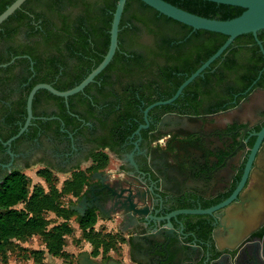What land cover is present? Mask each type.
Here are the masks:
<instances>
[{
	"label": "flooded vegetation",
	"instance_id": "1",
	"mask_svg": "<svg viewBox=\"0 0 264 264\" xmlns=\"http://www.w3.org/2000/svg\"><path fill=\"white\" fill-rule=\"evenodd\" d=\"M6 4L7 0H0V13ZM30 5L37 6V2L32 1ZM16 10L7 17L12 15L11 21L37 18L31 11L28 15L23 13L25 8ZM142 29L141 44L132 48L137 59L122 63L130 69H103L99 77L96 75L82 91L67 99L46 91L36 92L33 116L27 128L8 142L28 117L25 92L37 70L35 61H27L30 56L22 51L37 38L21 29L12 32L0 27V183L14 169L24 172L39 165L52 172L66 173L98 165L89 173L77 203L87 195L86 211L94 210L102 223L111 222L108 231L118 236L116 254L88 252L87 256L102 264L111 257L123 264H160L155 256H171L174 264H192L187 263L188 256H213L208 264H264V224L227 248L219 234L224 228L218 217L209 224L203 223L205 216L196 215L197 222L186 227L184 235L178 233L169 242L163 234L174 235L175 231L162 219L177 208L196 207L199 202L202 207L215 205L240 184L264 127V79L261 84H256L254 79L244 87L242 70L225 72V78L219 82L214 78L194 79L174 101L153 105L146 112L150 104L168 99L176 92L177 89L166 97L185 72L172 74L170 66L176 61L167 60V55L151 53L153 38L146 28ZM165 49L160 46L155 50L164 53ZM167 51L177 53V48L168 47ZM73 64L69 62L68 67ZM46 68L45 64L42 72ZM215 68L211 71L215 72ZM237 86L241 89L235 90ZM257 92L260 97L255 98ZM184 141L196 142L205 148L201 153L204 155L194 156L197 160L189 168V176L204 173L207 178H192L193 189L181 179L184 167H172L165 152L171 145ZM263 143L264 134L259 139L254 160ZM103 153L118 160L114 166L108 165L110 158L103 164L104 160L96 157ZM177 159L184 166L187 161H194L184 154ZM210 160L211 165L207 163ZM96 172L98 176L92 178ZM214 176L218 180L208 191L206 187ZM251 182L250 171L239 194ZM134 193L145 201L139 211L146 220L138 215L124 220L113 214V209L129 205ZM151 237L160 240V249H154L157 242L151 244ZM81 254L69 264H79ZM98 256L105 258L99 260Z\"/></svg>",
	"mask_w": 264,
	"mask_h": 264
},
{
	"label": "trees",
	"instance_id": "2",
	"mask_svg": "<svg viewBox=\"0 0 264 264\" xmlns=\"http://www.w3.org/2000/svg\"><path fill=\"white\" fill-rule=\"evenodd\" d=\"M13 1L7 0V4L3 5L1 10ZM32 1L37 2V6H32L40 8L39 10H35L30 5ZM117 1L25 0L16 11L25 8L26 11L23 10V13L28 15L31 11L36 15V19L29 17L11 21V15L0 24L1 29L12 32L21 29L26 31L28 36L37 38L34 42L26 44L22 51L30 56L26 58L27 61L30 59L35 61L37 70L34 80L27 86L25 101L34 84L49 82L58 89H68L78 84L99 64L109 48L110 28ZM168 1L194 13L220 19L237 16L244 9L241 6L210 0ZM143 27L153 38L150 52L167 55V60L176 61V64L170 66L172 74L173 71L175 73L185 72L166 97L171 96L179 84L213 54L227 38V35L220 32L206 29L194 30L192 26L160 13L142 0H126L120 21L119 45L104 70L110 67L119 71L130 69L122 63H131L137 59L134 56L136 52L132 48L141 44L140 37ZM257 35L264 45V29L259 30ZM160 46L166 47L164 53L155 50ZM168 47H176L177 53L168 52ZM69 62H74V64L68 67ZM45 64L48 68L42 72L41 69ZM263 66V53L253 33L248 32L237 36L195 80L214 78L219 82L225 78V72L242 70L241 77L245 80L244 87H246L257 78ZM214 68L216 71L212 72ZM38 70L41 72L39 73ZM263 79L264 70L256 84H261ZM238 89L241 88L235 87V90ZM42 91L51 93L46 89H40L37 93ZM96 157H101L104 160L103 164H106L109 159L107 153L98 154ZM38 173L46 180L52 176V171L48 168H41ZM88 179L89 177L83 172L76 173L66 187L79 194V190L82 191ZM57 195L56 190L49 194L39 184H34L31 189L29 177L20 169L9 172L0 183V252L7 247L12 238L42 230L45 219L41 210L44 206H51L53 203L56 207ZM20 202L25 204L24 208L16 207ZM97 221L98 215L94 210H87L83 215L79 214L78 222L84 229L93 228ZM58 235L55 234L57 247L60 238ZM100 238L105 239L102 236Z\"/></svg>",
	"mask_w": 264,
	"mask_h": 264
},
{
	"label": "water",
	"instance_id": "3",
	"mask_svg": "<svg viewBox=\"0 0 264 264\" xmlns=\"http://www.w3.org/2000/svg\"><path fill=\"white\" fill-rule=\"evenodd\" d=\"M25 0H14L11 4L7 5L6 8L0 13V23L6 19L10 14H12L17 8L21 6V4ZM146 4L158 10L160 13H163L175 20L183 22L187 25L192 26L194 30L196 29H206L210 31L220 32L227 35L226 40L219 46V48L211 54L195 71H193L177 88L176 92L168 99L158 100L152 104H150L146 108L147 110L153 105H159L164 103H170L174 101L179 94L183 91L184 87L188 85L191 81L195 79L198 75H200L205 68H207L217 57H219L224 50L233 42V40L244 33L252 32L256 38L257 43L264 55V45L262 40L258 37V31L264 29V0H210L218 3L232 4L243 7V11L234 17L231 18H214L208 17L204 15H200L189 11L185 8H182L174 3H171L168 0H142ZM126 0H118L116 3V8L113 13V19L110 28V43L107 52L105 53L103 59L99 62L97 66H95L78 84L68 89H58L54 85L49 82H38L33 85L31 90L27 96V112L28 117L24 124V126L13 136L8 139V142H11L12 139L18 137L28 126L32 114V102L36 92L39 89H47L53 94L62 96L64 98H68L69 95L82 91L86 85L92 82L96 75L100 73L111 61L113 58L118 45H119V30H120V21L122 17V13L124 11ZM6 63L2 64L5 65ZM264 70V66L260 69L257 78H259ZM255 79V81L257 80ZM255 98L260 97V93H255ZM264 134V127L259 132V137L253 147L250 158L247 161L245 171L243 173L240 184L237 188L232 192L230 196H228L225 200L209 206L202 207L201 203H197L196 207H182L177 208L171 211L168 215H165L162 219L167 221L168 227L174 229L175 234L169 235L167 232L163 234L164 237L168 239V242L171 241L172 238H176V234L181 233L184 235V229L189 227L190 225L197 222V216L203 215L205 216L203 219V223H211L212 220H216V217L221 222V226L224 228L222 232L219 234L226 242V247L230 248L236 243L238 240L251 233L253 230L257 229L261 225L264 224V143L260 148L259 154L254 160L255 153L257 151V145L260 137ZM176 147V148H175ZM205 151V148L202 144H197L196 142H178L176 145H171L170 149H167L165 152L168 156L169 164L172 167L181 166L184 167L185 173L181 175V179L185 181L186 184L190 188L193 189L195 187V181L192 179H196L199 177L207 178V175L204 173H200L198 176L195 173H192V178L190 175L189 168L193 167V164L197 159H194L195 155L201 154ZM186 155L187 158H191L194 161H187L186 166L179 165L178 157L181 158V155ZM204 154H201V156ZM204 158V157H203ZM190 160V159H187ZM205 161V159H201ZM212 160V159H211ZM211 160L207 161L209 165H211ZM254 166L252 167V165ZM181 168L178 169L181 172ZM193 169V168H192ZM251 171L252 182L250 186L244 191V193L239 194L241 184L246 180L249 173ZM99 172H96L92 175V178L98 176ZM208 173V172H206ZM217 177H211L209 180V184L206 187L208 191H211L214 183L217 181ZM180 181V179H178ZM105 187V185H103ZM101 187L100 190L103 189ZM92 188V187H91ZM99 190V188H98ZM111 193V189L109 188ZM94 193V190L92 191ZM95 197L98 199L99 195L95 194ZM81 196V195H80ZM79 196V197H80ZM78 197V198H79ZM77 198V199H78ZM110 200L116 202L113 197H108ZM127 198V197H126ZM125 198V199H126ZM87 195H83L81 200L76 204H70V208L76 210L81 215L86 212L87 209ZM187 200H192L191 198H187ZM145 201L138 194L134 193V198L131 200L130 204H125L122 206L113 209V214H118L123 217L124 220H127L128 217H132L138 215L139 217L146 220L144 214H142L139 210V207L144 204ZM100 204V205H99ZM97 205L100 209L104 210V207L101 206L102 203L97 201ZM162 206V205H161ZM225 207V208H224ZM220 208H224L220 213L217 212ZM197 215V216H196ZM107 217H110L108 215ZM131 228L130 226L125 230ZM124 230V231H125ZM191 233V232H190ZM157 242L154 249L159 248V239L154 237L150 238V243L153 244ZM186 245V243H184ZM87 251L82 252L79 260V264H102L101 262L90 258ZM189 259L187 263L192 264H208L210 259L213 256H188ZM155 259L160 264H174L175 260L171 256H155ZM215 261V260H214ZM213 261V262H214ZM106 264H123L111 257L108 259Z\"/></svg>",
	"mask_w": 264,
	"mask_h": 264
},
{
	"label": "rangeland",
	"instance_id": "4",
	"mask_svg": "<svg viewBox=\"0 0 264 264\" xmlns=\"http://www.w3.org/2000/svg\"><path fill=\"white\" fill-rule=\"evenodd\" d=\"M108 156L110 158L108 165L114 166L118 160L111 154ZM85 166L84 164L83 167ZM96 167L98 165L80 171L52 172L48 180L38 173L42 166L37 165L24 171L30 179L31 189L34 184H39L49 194L54 190L58 192L57 206L54 207L53 203L51 206H44L41 210L45 219L42 230L14 237L9 241L7 247L0 252V264H69L76 260L78 253L83 251L116 254V248L119 246L118 236L116 237L113 231H108L111 225L102 223L98 217L93 228L84 229L78 222L80 213L70 208V204L77 203V198L83 192L85 185L82 191L79 190V194H76L71 188L66 187V184L79 172L89 177V173ZM24 205L20 202L16 207L24 208ZM55 234H59L60 237L58 247ZM100 236L105 239H101ZM102 258L104 259L105 256H98L97 259Z\"/></svg>",
	"mask_w": 264,
	"mask_h": 264
},
{
	"label": "crops",
	"instance_id": "5",
	"mask_svg": "<svg viewBox=\"0 0 264 264\" xmlns=\"http://www.w3.org/2000/svg\"><path fill=\"white\" fill-rule=\"evenodd\" d=\"M99 219H100V221L102 222V220H101V218H100V217H99ZM107 223H109L110 225H112V224H111V222H107Z\"/></svg>",
	"mask_w": 264,
	"mask_h": 264
}]
</instances>
